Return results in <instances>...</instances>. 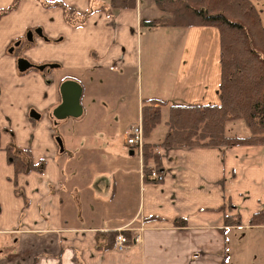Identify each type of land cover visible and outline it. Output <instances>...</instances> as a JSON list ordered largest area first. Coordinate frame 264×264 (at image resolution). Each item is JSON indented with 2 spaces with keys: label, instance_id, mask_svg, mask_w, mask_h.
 <instances>
[{
  "label": "crops",
  "instance_id": "0c3cea01",
  "mask_svg": "<svg viewBox=\"0 0 264 264\" xmlns=\"http://www.w3.org/2000/svg\"><path fill=\"white\" fill-rule=\"evenodd\" d=\"M168 17L154 0H18L0 17V264H230V231L264 228L249 225L264 210V145L161 146L169 107L218 104L221 78L218 30ZM20 59L46 68L19 72ZM65 80L82 88L73 127L52 117ZM145 99L167 104L144 138L159 145L155 183L126 144ZM225 135L250 133L233 120ZM9 145L42 170L16 174ZM119 231L133 239L121 251Z\"/></svg>",
  "mask_w": 264,
  "mask_h": 264
},
{
  "label": "trees",
  "instance_id": "16d2710c",
  "mask_svg": "<svg viewBox=\"0 0 264 264\" xmlns=\"http://www.w3.org/2000/svg\"><path fill=\"white\" fill-rule=\"evenodd\" d=\"M18 0L0 17L13 10ZM263 4H264V0ZM119 2V1H116ZM125 3L127 1H124ZM157 8L169 17L163 24L170 27H214L220 41L221 78L218 91L219 103L211 105L170 106L168 131L162 147H233L239 145H264V26L260 10L251 0H154ZM47 5H56V3ZM131 6V4H126ZM64 16L70 23L73 10L64 6ZM154 22H145L150 26ZM166 102L145 99L141 108L143 137L149 138L159 124L160 108ZM241 120L250 135L247 138L227 137L225 126L229 121ZM159 145L145 143L142 148V172L145 182H157L149 178L152 172L160 173L157 149ZM15 173L41 171L43 163L34 164L29 150L17 153L12 146L3 148ZM251 227L264 226V210L255 213ZM225 227L240 226L238 216H225ZM127 244L133 242L122 231ZM116 232H111V242Z\"/></svg>",
  "mask_w": 264,
  "mask_h": 264
},
{
  "label": "rangeland",
  "instance_id": "374dc122",
  "mask_svg": "<svg viewBox=\"0 0 264 264\" xmlns=\"http://www.w3.org/2000/svg\"><path fill=\"white\" fill-rule=\"evenodd\" d=\"M258 10H260V18L264 26V4L262 2H254ZM174 30V29H172ZM27 34V33H26ZM23 40L25 41L27 35ZM172 34V33H171ZM161 39L160 34H155L150 41H158ZM164 39H172L171 35ZM149 41V40H148ZM156 58V55H153ZM62 75L69 74L76 76L73 72H61ZM121 79L123 77L120 76ZM132 100V97H128ZM85 104V101H83ZM69 125L75 126L76 120L67 119ZM233 121V120H232ZM241 124L240 122H238ZM244 130V129H243ZM243 131L237 135H245ZM229 252L231 253L230 264H264V228L251 230H232L229 233ZM234 255V257H232Z\"/></svg>",
  "mask_w": 264,
  "mask_h": 264
},
{
  "label": "water",
  "instance_id": "95a60500",
  "mask_svg": "<svg viewBox=\"0 0 264 264\" xmlns=\"http://www.w3.org/2000/svg\"><path fill=\"white\" fill-rule=\"evenodd\" d=\"M31 32L27 34L28 41L31 42ZM18 45V44H17ZM49 68H55L54 65H49ZM31 68L43 71L46 66H32L25 60L18 61L19 72H25ZM60 103L53 110L52 117L57 121L65 119H78L82 115V106L80 104L82 88L81 85L74 80H65L59 86ZM61 148V145H59Z\"/></svg>",
  "mask_w": 264,
  "mask_h": 264
},
{
  "label": "built area",
  "instance_id": "2783aa9c",
  "mask_svg": "<svg viewBox=\"0 0 264 264\" xmlns=\"http://www.w3.org/2000/svg\"><path fill=\"white\" fill-rule=\"evenodd\" d=\"M126 144L129 148L132 149V152H137L139 154L142 153L143 145L145 144L141 121L131 128L130 134L127 136ZM149 178L160 181L162 180V174L152 172L149 175ZM127 239L121 231L118 232L117 236L115 237L113 247L114 249L121 251L127 246Z\"/></svg>",
  "mask_w": 264,
  "mask_h": 264
}]
</instances>
